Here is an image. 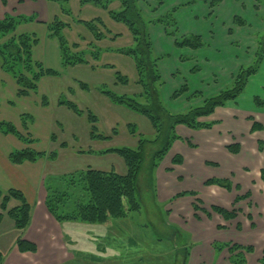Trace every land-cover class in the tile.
<instances>
[{
	"label": "crops",
	"instance_id": "1",
	"mask_svg": "<svg viewBox=\"0 0 264 264\" xmlns=\"http://www.w3.org/2000/svg\"><path fill=\"white\" fill-rule=\"evenodd\" d=\"M146 1L150 6L145 7L144 0H141L142 3L140 2L139 5L148 17H156L179 6L175 14L180 29L179 35L198 34L207 43V48L203 47L198 50L189 47L178 48L175 45V38L167 35L163 25L150 24L148 26L156 54L165 56L159 62L160 71L165 81L161 89L165 101L169 102L174 91L180 87V85L167 86V80L171 83L173 81L171 77L180 75L181 69L188 76L192 74L197 77L193 83L188 81L192 91H201L210 96L217 93V91L207 93L205 90H212L213 86L216 88L215 85L222 78H229L228 82L230 81L231 84L239 67L253 62L257 48L255 33L264 32V21L262 20L264 5H259L257 0H224L215 7L213 15H209L211 0H164L162 6L154 0ZM68 5L72 8L75 16L70 17L63 14L61 4L51 0H7V5H4L0 0V19L8 13L36 16L35 21L21 24L17 29V33H35L39 41L33 49L34 58L42 62L45 67L59 71L62 64V61L60 62V43L58 38L51 34L48 24L61 17L64 21L70 23L71 26L67 28L68 30H79V34L85 33L84 36L86 37L87 30L77 20H89L88 18L95 17L111 18L107 10L91 3L83 5L80 0H71ZM119 7V2L111 4L113 9ZM102 12L106 14L103 15ZM85 13L86 17L82 15ZM235 16H241L248 21L249 25H236L234 23ZM230 27L234 30L232 35H229ZM78 28H81L82 31ZM87 37L90 38L89 35ZM242 41L243 43H239ZM234 43L239 47H234L235 49L230 47V44L234 45ZM230 48L234 50V56L229 59L226 54ZM49 56L50 60L58 59L59 64L55 68L46 63ZM181 57H188L189 59L182 60ZM195 66H198L200 70L193 73L192 69ZM6 76L10 77L0 65V83L7 82L12 86L11 89L8 88L11 92V97H8L9 104L18 106L19 101L30 99L40 110H52L53 105L46 96L49 88L42 89L41 86L49 77L57 76L42 77L39 80L38 88L27 96H19L16 81L14 78ZM79 82L82 81L75 80L71 86L78 87L81 92L85 91L81 88ZM256 96L264 97V60L259 72L249 78L244 93L236 100L229 101L225 106L217 107L212 115L203 118V120L213 122L211 128L193 129L185 125L177 126V133L181 139L176 140L167 153L172 161L168 165L164 164L163 161L155 172L158 198L164 202L171 201L170 204L173 206L170 207V210L173 216L187 225L185 230L197 239L194 243L198 244L205 241L208 245V247L205 245L203 248L198 249L197 252L194 246L188 264H237L231 260L232 254L230 255L228 249L221 252L213 250V243L216 240L253 246V252H248L245 249L239 250L245 258L243 264H262L261 258L264 252V180L261 177V169H264V107H258L255 104L254 98ZM61 101H64V99H58L56 107L62 110L64 108L68 109L65 112L67 116L77 115L88 118L86 114L78 115L67 106L61 105ZM27 104H24V106H27L28 109L22 111L20 109L15 122L29 135H22L14 121L0 118V122L13 123L23 137L20 138V136L11 133L5 134L0 130V134H5L9 139H13L16 145L14 147L16 149L13 147L0 148V190L7 192L10 188H17L24 191L32 205L31 224L25 231L24 237L35 242L38 245V250L35 253H22L18 250L15 241V245L10 249L11 252H4L0 249L5 256L3 264H63V261L66 260L65 254L68 253L66 248L64 250L61 247L59 241L61 240L63 224H60L47 208L48 191L54 189L46 186L45 177L49 174H55L53 163L59 161L60 158L62 159L64 155L67 159H74V161L87 155H103L98 151L104 150L105 147L102 144L106 143L108 139L92 138L90 134L89 143L93 145L87 148L81 146H68L65 148L60 146L62 142L59 143L57 133L54 132L48 135L49 141L54 145L46 149H37L39 147L34 143L38 138L34 137L33 132L39 124V117L31 109L28 102ZM178 106L179 104H175L174 110L180 111L181 109ZM188 108L187 106L184 110ZM81 109L83 108L81 107ZM255 122L261 124V130L253 129ZM61 123L60 120L54 119V131L60 128ZM89 123L91 124L90 120ZM61 130H64V128ZM31 134L34 138H30ZM54 134L56 140L52 139ZM75 136L76 134L73 133L72 138L75 139ZM110 136V139L115 138L112 135ZM28 137L31 142H34L30 143L31 145L25 140ZM190 137L194 138L193 141L189 139ZM260 142H262V148ZM99 143L101 144L98 145ZM234 144L240 146L237 153L232 152L228 147ZM27 147L42 151L46 155L37 161H26L22 164H15L10 161L9 155L12 151L26 149ZM89 149L94 150V152L88 151ZM53 151L57 152L55 158L50 156ZM176 154L182 155L183 163H173ZM119 166H122V164H119ZM251 166H253V169ZM74 168L75 171H70V169L68 171L73 173L81 170L77 167ZM201 171L207 172L203 178L199 177ZM117 172L124 173L126 170H118ZM212 177L229 179L233 189L229 191L219 185H205V181ZM191 190H194V192L195 190H205L206 197H202V194L199 197L203 201L204 199L210 201V203L202 202L201 210L196 212L194 203L198 196L186 197L184 195L175 198L177 194ZM248 193L250 195L248 198L237 201L238 195L244 196ZM177 199H183L184 202H177ZM18 203L17 200H12L10 206H15ZM212 205H218L229 210L233 209L235 205L238 211L237 217L226 220L211 209ZM0 212H2L1 206ZM195 214H198V218L195 217ZM259 220L261 221L260 229L258 228ZM4 225L13 232L17 239L20 231L17 230L13 220L6 213H4V217L0 222V234L1 231H4V228H2ZM219 226H224V228L220 229ZM216 233H219L218 237L214 235ZM0 241L2 240L0 239ZM196 255L200 258L194 260Z\"/></svg>",
	"mask_w": 264,
	"mask_h": 264
},
{
	"label": "trees",
	"instance_id": "2",
	"mask_svg": "<svg viewBox=\"0 0 264 264\" xmlns=\"http://www.w3.org/2000/svg\"><path fill=\"white\" fill-rule=\"evenodd\" d=\"M22 1V0H19ZM59 2L62 10L71 14V9L67 8L71 0H51ZM119 1L120 7L118 9L111 8L113 2ZM140 0H80L84 5L91 3L97 7H101L109 12L111 19L117 23L124 24L132 35V44L126 47H111L106 49L111 52H117L126 55L133 59L135 69L137 72V80L135 83L140 87V90L134 95L120 94L111 89H100V93L104 94L112 103L126 106L129 110H133L145 116L152 124L155 137L153 140L144 138L142 134L137 132L135 125L129 124L132 135L139 137V143L136 148L129 146L113 147L98 151V153H116L122 157L126 166V172L119 173L116 170H100L95 168H87L78 172L71 173L62 177L64 181L70 184L83 185V189L88 194V200L82 201L80 197L75 202V208L71 211L65 208L67 199L72 195L66 191L49 190L46 205L49 212L60 222L74 221L88 224L106 225L118 219L128 218L133 211H139L141 204L137 197L138 179L143 164L146 152V144L153 142L158 144L160 148L152 156V167L155 172L160 166L165 155L172 148L173 143L181 139L177 133L178 125H185L193 129L211 128L213 122L203 120V118L212 115L217 107L225 106L229 101L236 100L242 93L245 92L249 78L259 72L264 60V38L261 33L258 35V47L252 64L241 65L233 76V81L226 89L210 96H205L201 91L192 93L191 99L194 97H202L204 100L199 105L190 106L186 110L173 111L169 109L163 99L161 89L165 84L163 76L160 71L159 62L165 56L156 54L151 36L148 32L150 24L163 25L166 33L175 38V45L178 48L189 47L193 50H198L206 46L201 35L188 34L180 36L178 22L175 18V13L179 6L171 9L167 13L158 15L156 17L147 18L144 16L139 5ZM159 5H163L164 0H156ZM224 0H211L210 8L211 14L214 13L217 7ZM4 5H7V0H2ZM37 19L36 16L25 15H11L6 14L4 18L0 19V58L2 60V69L9 73L16 81L18 86V95L27 96L38 88L39 80L44 76H58L59 71L47 68L45 65L34 58L33 49L38 43L39 39L35 33H17L18 27L27 22H32ZM235 23L240 26H246L247 21L239 16L234 19ZM78 23L83 25L85 29L90 32L94 38L93 41L88 42L87 49H82L80 43H70L65 35L62 33L63 29L70 27L69 23L54 19L48 24L51 34L58 38L61 49L62 66H76L79 64H91L90 59L100 61L102 52L104 51L97 45V42L109 38V34L118 38L121 34L112 32L101 17H95L90 20H78ZM232 33V30L229 31ZM85 40L84 36H81ZM81 48V49H79ZM182 60L189 59L188 57H181ZM105 68L112 69L115 74V82L117 84L128 85L131 80L129 76L124 75L117 70L115 65H103ZM200 68L196 66L192 69L193 73L199 71ZM186 80V79H185ZM81 88L88 90L90 86L87 83L79 82ZM191 92L187 80L184 85L174 91L171 100H178L182 96ZM255 104L258 107H264V99L259 96L255 97ZM61 105L67 106L78 115L86 114L92 124L91 137L99 138L101 140L110 139V135L100 134L97 131L98 116L91 110H83L78 104L70 100L60 102ZM115 129V128H114ZM254 130H261V124L255 122ZM0 130L5 134H14L23 138L17 131L16 127L11 122L1 121ZM116 131V129H115ZM114 131V132H115ZM56 140V135L52 137ZM27 142L31 139L25 138ZM61 147H68L67 142H62ZM262 148V142H260ZM232 152L237 153L240 149L238 144L228 146ZM87 152L85 150H81ZM90 152L94 150H89ZM46 154L42 151H37L31 147L22 150L12 151L9 155L11 162L15 164H22L26 161L34 162L42 158ZM52 158L57 156V152L50 153ZM174 164L183 163V157L176 154L173 158ZM213 165H217L212 163ZM261 177L264 180V169H261ZM61 179V178H60ZM205 185H219L231 191L233 185L229 179L212 177L205 181ZM239 189L238 186H236ZM186 192L178 194V196L185 195ZM191 194L197 196L196 192L191 191ZM249 193L237 196V201L248 198ZM12 200H17L19 203L15 206H10ZM236 201V203H237ZM202 202L200 198H196L194 204L195 211L201 210L199 203ZM236 205V204H235ZM229 210L227 208L212 205L211 209L223 216L226 220L237 217V208ZM0 222L6 213L14 222L15 227L20 231V235L16 239V246L22 253L37 252L38 245L24 237L25 231L31 224V210L32 205L28 201L24 191L17 188H10L7 192L0 190ZM198 217V214H196ZM221 227V226H219ZM230 247L232 254L231 260L237 264H243L245 258L239 250L245 249L248 252H253L254 247L251 245L243 246L241 244H232L229 242L215 243V249L222 251L224 248ZM190 258V250L186 248L184 253V264L188 263ZM5 260L4 253L0 250V264ZM261 263L264 264V252L261 258Z\"/></svg>",
	"mask_w": 264,
	"mask_h": 264
},
{
	"label": "rangeland",
	"instance_id": "3",
	"mask_svg": "<svg viewBox=\"0 0 264 264\" xmlns=\"http://www.w3.org/2000/svg\"><path fill=\"white\" fill-rule=\"evenodd\" d=\"M140 2L141 0L139 1V4ZM257 2L259 5H264V0H257ZM144 3L145 7L150 6L146 0H144ZM66 6H69L67 8L71 9V14H68L65 11H62V13L70 17L75 16L70 5ZM102 14L104 15L106 13L102 12ZM143 14L144 16H146L144 12ZM213 14H211L210 12L209 15ZM11 15L16 16V14L14 13H12ZM82 15H85L86 17V13ZM146 17L150 18L148 16ZM58 19L63 20L61 17H59ZM88 19L90 20L91 18ZM103 20L112 32L122 34L116 39H111L113 36L109 34V38H105L97 42V45L104 50L102 52L100 61H94L89 58L91 61V64L89 65L79 64L76 66L63 67L61 64L59 75L57 77H49L46 82H43L41 88H49L47 92L48 95L46 96L53 105L51 111H46L45 109L40 110L36 107L35 103L30 101V99L19 101V105H16L17 107L13 106V104H9L8 97H11V92L10 90H8V88L11 89L12 86L10 84H7V82H5L4 84L0 83L1 119L14 121V124L19 127L21 134L26 136L29 135V133H26V131L23 130L21 126H18L17 122H15L17 121V113L19 114L20 109L21 111L23 109H28L27 106H24V104H27V102L29 103L31 109L37 113L39 117V124L34 129L33 135L38 139L35 143L29 142V144H37V146L39 147L37 149H46L49 146L52 147L54 144L49 141L48 135L54 132L57 133L59 143L63 141L67 142L68 146L70 147L81 146L83 148H87L88 146L93 145L92 143H89L92 124L89 123L88 118L86 119L85 116L80 117L77 115H70V117L67 116L65 112L68 109L64 108L62 110L56 107L58 99L75 101L80 108L82 107L83 109H89L98 116V121L96 123L98 133L112 135L115 137L114 139H108L106 143L102 144V146L105 147L104 150L121 146H129L133 148L137 147L140 139L137 135L131 134L129 124L135 125L137 127V132L142 134L144 138H147L149 140L154 139L155 133L153 126L145 116L133 110H129L128 108H126V106L112 103L102 93L98 94L100 89H111L117 93L129 95H134L140 90V87L135 83V81L137 80V72L133 59L126 55L106 50L111 47H126L131 45L133 38L129 29L124 24L117 23L111 18H105ZM262 20L264 21V17H262ZM235 24L238 25L237 23ZM248 25L249 24L247 21L246 26ZM67 28L63 29L62 31L67 40L71 44L80 43L82 49H87L88 42L94 40L92 34L88 31L87 36L89 35L90 38L87 36L85 37V33L79 34V30H68ZM78 29L82 31L81 28ZM230 30H232V33L229 32V35H232L234 33V30L231 27L229 28V31ZM258 35L260 34L256 32L254 36L257 47ZM261 35L262 38H264V32H262ZM81 36H84L85 40H83ZM236 43H234V45L230 44V47H233V49L239 47ZM239 43H243V41ZM205 44V47L207 48V43L205 42ZM233 49L230 48L227 51L226 57H228L229 59L230 57L234 56ZM61 61L62 60L60 59V62ZM46 63L55 68V66L59 64V61L58 59L50 60L49 56V60H47ZM107 64L115 65L117 70L121 71L124 75L129 76L131 82L128 85L117 84L115 82L114 71L112 69L103 67V65ZM0 65H2L1 58ZM3 71L10 77H12L4 69ZM185 73L186 72L181 69V74L178 76H172L171 78L173 79V81H171L170 83L169 80H167L166 85L170 87L180 85L181 87L182 85H184V83H186V80L190 83L195 82V79L197 77L193 76L192 74L188 76ZM75 80L87 83L88 85H90V88L81 92L78 87L71 86L73 85V82ZM228 80L229 78H222L218 80V83L215 85L216 88H214L213 86L212 90L209 89L205 91L207 93H214L215 91H217L218 93L220 92V90L222 91L231 85L230 81L228 82ZM194 92L196 91L191 90L190 93L184 95V97L182 96V98H179L178 100H169V102L165 100L164 101L169 109L176 111L174 110L175 104H179L178 107L181 110L183 109L184 111L187 106L190 107L194 104L197 105L200 102L202 103V97H194V99H191L192 93ZM205 96H207V94H205ZM107 99L108 101H106ZM262 99H264V97ZM54 119H58L62 122L60 124V128L57 131H54L53 128ZM62 124L64 125V127ZM63 128L64 130H61ZM114 128L116 129V131ZM73 133L76 134L75 139L74 137L72 138ZM33 135L31 134L30 138H34ZM4 136L6 137L5 134H0V148L16 147L13 139H9V137L5 138ZM189 139L193 141L194 138L190 137ZM100 144L101 143H99L98 145ZM159 148L160 146L153 143L152 141L146 144L145 157L139 174L137 187V197L141 204V209L139 211H133L129 214L128 218L118 219L106 225H94L77 221H65L60 223L63 224L62 229L64 230V233L62 230L61 240L59 241L61 247L64 250L66 248V251L68 250V253L65 254L66 260L63 261V264H184V253L186 251V248H188L191 253V250L194 246L197 249V252L198 249H201L203 248V246L207 245L205 241L199 242L198 244L196 242L194 243V241H196L197 239L192 237L191 233L185 230L187 225L180 221V219H177L175 216H173L170 210V207L173 206L172 204H170L171 201L164 202L158 198L155 170L152 167V156ZM163 161L164 164L166 163V165H168L172 161V158L169 157L168 154H166L163 158ZM119 164H122L123 167L119 166ZM53 165L55 174L47 175L45 177V183L47 187H51L56 191H66L72 195L71 198L67 199L65 203L66 207L61 208L62 211H64L63 209H66V212L71 211L75 208V202L77 201L78 197L81 196L80 199L85 202L89 199L88 194H86L85 190L83 189V185L74 186L68 181H64L62 179V177L71 174L68 169H70V171H75L74 167H77L81 170H85L87 168H95L100 170L114 169L116 171L126 170L124 160L120 157V155L116 153H107L98 156L87 155L83 158L76 159V161H74V159H67L66 155H64L62 159L60 158L59 161L57 160L56 163H53ZM251 167L253 169V166ZM206 174V171H201L199 172V177L203 178ZM189 180L191 181V179ZM199 185H201V183H199ZM191 191L186 192V197L192 195ZM195 192L198 197L200 194H202V197H206L205 190H195ZM175 198L177 197L175 196ZM180 201L184 202L183 199H177V202ZM201 201L210 203V201L206 199H204V201ZM202 202L199 203L200 208L202 206ZM2 228H4V231H1L0 234V239L2 240L0 241V249L4 252H11L12 250L10 249L15 245L16 236L13 235L12 231L7 229L6 225H4V227ZM219 228L222 229L224 228V226H221ZM258 228H261L260 220L258 222ZM214 235L218 237L219 233H216ZM223 242L225 243L228 241H214L213 250L216 252H220L215 249V243ZM229 248L230 247H226L223 250L228 249V251L230 252ZM198 258L200 257L196 255L194 257V260Z\"/></svg>",
	"mask_w": 264,
	"mask_h": 264
}]
</instances>
